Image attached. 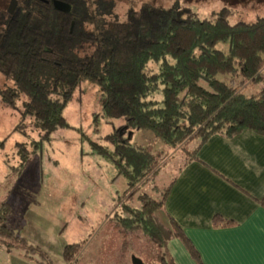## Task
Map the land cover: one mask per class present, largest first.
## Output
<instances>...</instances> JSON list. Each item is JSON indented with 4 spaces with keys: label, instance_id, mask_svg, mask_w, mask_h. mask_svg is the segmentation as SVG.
Masks as SVG:
<instances>
[{
    "label": "trees",
    "instance_id": "1",
    "mask_svg": "<svg viewBox=\"0 0 264 264\" xmlns=\"http://www.w3.org/2000/svg\"><path fill=\"white\" fill-rule=\"evenodd\" d=\"M113 4L96 0L90 9L85 0H18L0 25V74L11 82L1 90L2 101L30 116L47 136L68 127L63 110L75 89L84 80L95 83L100 115L123 122L105 137L114 143L126 199L136 194L141 202L122 204L127 214L117 224L164 247L161 264H175L166 249L174 237L198 258L182 228L164 212L171 182L158 198L138 191L177 149L186 152L185 165L214 134L264 135V16L233 23L234 10L222 7L202 18L176 0L169 7L143 3L119 20ZM262 83L253 94L245 93ZM135 130L149 131L165 149L131 143ZM9 212V204L1 202L0 245L21 246L36 252L40 264H53L41 247L7 224ZM213 222L230 224L219 217ZM81 249L80 243L66 244L63 259L78 264Z\"/></svg>",
    "mask_w": 264,
    "mask_h": 264
},
{
    "label": "rangeland",
    "instance_id": "2",
    "mask_svg": "<svg viewBox=\"0 0 264 264\" xmlns=\"http://www.w3.org/2000/svg\"><path fill=\"white\" fill-rule=\"evenodd\" d=\"M85 1L90 9L94 8L96 0ZM175 1L113 0V13L124 20L130 8L138 9L143 3L169 7ZM178 1L202 18L222 7L234 10L233 23L264 16V0ZM10 2L0 0V25L9 15ZM17 4L18 0L12 11ZM218 47L226 49V44L219 43ZM219 78L230 80L229 76ZM7 85L11 82L0 74V203L9 204L7 224L29 243L41 247L53 264H70L63 259L62 251L71 243L82 244L78 264H134V259L143 264H161L164 247L150 241L140 230L122 231L116 222L127 214L122 204L140 206L141 202L136 194L126 199L129 193L124 191L126 179L118 175L114 143L105 137L120 129L123 122L100 115L98 86L84 80L64 106L68 127L43 136L30 116L4 105L1 90ZM262 86L263 83L244 91L251 95ZM129 138L135 145L165 149L146 130H135ZM194 142L187 146L188 150ZM186 156L184 150L173 151L138 193L160 197ZM40 260L36 252H27L21 246L9 249L0 245V264H40Z\"/></svg>",
    "mask_w": 264,
    "mask_h": 264
},
{
    "label": "crops",
    "instance_id": "3",
    "mask_svg": "<svg viewBox=\"0 0 264 264\" xmlns=\"http://www.w3.org/2000/svg\"><path fill=\"white\" fill-rule=\"evenodd\" d=\"M263 198L264 135L210 136L180 165L164 205L198 258L178 237L168 242V254L175 264H264ZM215 217L230 224L215 225Z\"/></svg>",
    "mask_w": 264,
    "mask_h": 264
},
{
    "label": "water",
    "instance_id": "4",
    "mask_svg": "<svg viewBox=\"0 0 264 264\" xmlns=\"http://www.w3.org/2000/svg\"><path fill=\"white\" fill-rule=\"evenodd\" d=\"M16 3V0H11V2H10V4H9V7H8V9H7V12L9 13V14H12L13 13V6H14V4ZM129 136H130V134H129ZM134 264H143L142 263V261L141 260H138V259H134Z\"/></svg>",
    "mask_w": 264,
    "mask_h": 264
},
{
    "label": "flooded vegetation",
    "instance_id": "5",
    "mask_svg": "<svg viewBox=\"0 0 264 264\" xmlns=\"http://www.w3.org/2000/svg\"><path fill=\"white\" fill-rule=\"evenodd\" d=\"M113 2V0H111Z\"/></svg>",
    "mask_w": 264,
    "mask_h": 264
}]
</instances>
